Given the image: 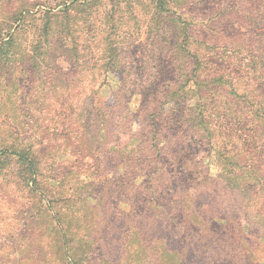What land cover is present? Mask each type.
Masks as SVG:
<instances>
[{
    "label": "trees",
    "instance_id": "obj_1",
    "mask_svg": "<svg viewBox=\"0 0 264 264\" xmlns=\"http://www.w3.org/2000/svg\"><path fill=\"white\" fill-rule=\"evenodd\" d=\"M157 16L173 21L170 40L161 42L157 29L137 61L116 58L118 70L102 65L87 84L61 89L54 108L48 103L57 119L12 151L13 186L47 218L60 264H80L76 249L89 251L98 209L154 243L138 245L140 264H256L253 239L264 238V0H231L214 18L231 19L225 23L186 21L167 9ZM109 80L115 88L99 99ZM61 158L70 161L66 171ZM167 232L162 242L150 239Z\"/></svg>",
    "mask_w": 264,
    "mask_h": 264
},
{
    "label": "rangeland",
    "instance_id": "obj_2",
    "mask_svg": "<svg viewBox=\"0 0 264 264\" xmlns=\"http://www.w3.org/2000/svg\"><path fill=\"white\" fill-rule=\"evenodd\" d=\"M230 1L0 0V264H60L47 218L34 214L12 182V151L38 137L48 120L57 119L56 113L46 114L48 103L54 108L61 101V89L87 84L88 76L102 65L118 70L116 58L137 61L150 48L157 29L165 33L161 42L170 40L173 21L159 22L160 11L167 9L186 21L212 22ZM214 21L231 19L219 16ZM115 86L109 80L99 99ZM60 164L66 171L70 161L61 158ZM6 169L12 172L9 184L1 178ZM120 209L127 219L137 221L124 206ZM104 213L98 209L90 214L93 242L89 251L76 249L80 264H140L138 245L150 241L132 233L128 224L124 228L120 213L112 223ZM170 236L167 232L150 239L162 242ZM252 248L256 264H264V238L253 239Z\"/></svg>",
    "mask_w": 264,
    "mask_h": 264
}]
</instances>
